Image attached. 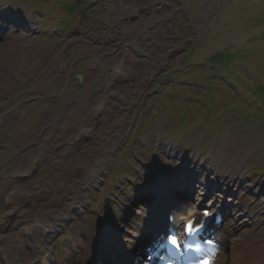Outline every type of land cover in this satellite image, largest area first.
Returning a JSON list of instances; mask_svg holds the SVG:
<instances>
[{"label":"rangeland","instance_id":"1","mask_svg":"<svg viewBox=\"0 0 264 264\" xmlns=\"http://www.w3.org/2000/svg\"><path fill=\"white\" fill-rule=\"evenodd\" d=\"M64 1L72 2L75 8L82 7L81 11L72 13L70 18L65 15V9L60 10L61 14H56L53 9L55 3H66ZM161 1L96 0L93 5L84 6L89 3V0H0L5 7L10 6L8 10L14 8L16 14L22 11L23 16H34L39 22L32 37V45L22 52L28 61V65L24 67L23 76L11 82L0 94V167L11 156L13 158L10 163H7V170L15 169V166L19 168L23 166L24 160L15 157V152L29 146L32 139L37 138L44 116L50 114L52 118L67 108L64 118L67 117L69 124L75 123L81 113L93 106V104L90 106L93 98L102 92L99 86L104 80L106 68L95 67L98 64L97 59L102 58L104 52L103 47L97 49V46L103 41L108 42L109 37L111 41L121 39L122 35L124 38L126 31L124 33L123 24L117 21L125 15L133 14L135 7L143 8L140 19H146L150 15L147 11L152 10L149 5L156 2H160L158 4L160 5ZM46 3L47 6H45ZM179 6L185 9L176 13L175 10ZM156 14L158 28L156 34L153 32V38L139 36L137 39L142 37L140 41L133 44L134 58L138 60V64L136 67L133 65L126 67L125 78L119 79V82H113L107 88L111 103L105 109L106 116L110 119L127 118L123 128L119 126L112 130L113 140L108 145H101L110 163L108 165L107 160L104 162L107 168L103 175L102 187L104 183L106 184V177L108 183L115 186V200H119L121 194L126 201H129V198H133L137 192L140 193L143 190L134 188L138 181L141 183L143 179H146L144 171L147 170V165L143 167L142 156L150 159L153 155L157 156L155 151H162L161 142L165 147L171 144V147L175 145L190 149L192 155L198 152L206 158L207 162H212L214 151L222 147L226 137L230 140L229 147L232 148L233 153L229 159L231 164H227L224 170L231 168L240 156L246 151L251 152L254 148L252 155L249 153L248 159L245 160L243 169L253 168L264 162V114L256 115L250 121H244L241 127L237 126L247 112H244L242 104L238 103L240 93L233 92L242 85L244 79H248L251 84H257L260 87L258 90H261V85L264 84L263 0H164V7L158 9ZM183 15L186 17L182 18ZM186 21L190 24L187 25ZM64 22L69 23L67 32L62 26ZM25 37L31 38L23 34L15 35L9 39V46H16L19 51H23L22 42ZM145 43H151V46L143 50ZM196 43L199 45L193 49ZM216 51L228 56L226 62L222 64L223 67L211 69L214 76L219 77L217 87L213 91L217 100L213 96L200 97L204 86L206 88L204 80L206 67H187L186 64L193 58L207 59ZM6 69L7 67H0V74ZM88 70L90 75L87 82H77L76 73H87ZM175 73H177L176 82H173L171 78ZM223 75H226L227 81H222ZM197 77L201 79L197 80ZM205 77L213 87L214 80L210 74L207 73ZM179 80H182L184 85H179ZM188 81L200 83L196 85V88L188 85ZM172 82L175 85L171 88ZM117 83L120 84L115 86ZM171 89L172 91L176 89L181 100L174 99L171 101L172 104L168 103L163 107L159 103H154L153 106L155 113H160L163 108L168 116L163 117L162 129L159 127L161 117L158 119L155 113L148 118L147 122L142 123L141 116L144 110L150 111L151 102L159 101L160 93L164 96V91ZM255 90L256 87L247 88L245 92L248 95L240 92L242 96L245 95L244 99H248L252 94L258 95L259 101L249 106L259 109L258 112L264 111L262 95ZM122 91L126 94L122 95ZM189 93L192 95H187ZM80 99L86 100L89 105H81ZM194 101L201 110L196 115L198 118L195 123H203L205 130L210 128L209 132L206 133L203 127L197 126L193 128L186 126L182 132L180 129L172 130L180 127L183 123V120H180L181 112L192 108ZM69 102L72 104L68 107ZM222 108L223 110L227 108L230 116H233L235 112L239 113L238 118L220 120L225 125L223 126L220 121L216 125L217 112H225ZM194 112V110L191 111L192 114ZM193 117L194 115L188 116V119ZM159 132L162 134L166 132L168 138L160 140ZM167 139L172 141L168 142ZM144 143H146L145 146ZM24 144L27 146H23ZM139 146H143L145 151L136 159L133 149ZM259 147L262 149L260 150ZM19 154L20 152H17V155ZM165 155L171 160H176V155L171 151ZM158 160L159 173H166L162 162L169 161V158L161 156ZM100 162H103L102 159ZM167 169L174 171L170 170V167ZM243 176L251 179L254 176L263 178L264 175L260 173L255 175V171L251 170ZM35 177L38 179L37 175ZM98 192V188L92 189L90 205L88 204V209L95 220L98 219L97 211L104 208L107 198L100 196L101 200L98 201ZM243 199L248 200L250 196H245L242 190L237 198L238 203H241ZM96 200L97 204H95ZM114 212L113 220L121 217L118 209L115 208ZM87 215L90 216L88 210ZM75 217L71 220L72 222L62 224L55 233L54 239H50L51 247L45 244L47 251L42 252L44 264H53L50 261L54 249L61 250V257L69 260L73 250L68 244L71 239L77 237L76 231L79 228ZM261 231L256 228L244 233V236L260 235ZM241 235L243 236V233ZM235 236H238V232ZM224 254L225 258L229 259L230 252L225 251Z\"/></svg>","mask_w":264,"mask_h":264},{"label":"bare ground","instance_id":"2","mask_svg":"<svg viewBox=\"0 0 264 264\" xmlns=\"http://www.w3.org/2000/svg\"><path fill=\"white\" fill-rule=\"evenodd\" d=\"M28 26L30 33L33 25L28 23ZM32 37V35L31 38L25 37L22 42L23 51H19L16 46L10 47L6 39L0 44V67H7L0 74V94L11 82L23 76L24 67L28 65V61L22 52L32 45ZM127 59L128 55H123L118 62H113L115 68L112 67V72H106V79H115L116 82L124 79L123 70ZM125 94L122 91V95ZM79 102L83 106L89 105L84 99H80ZM109 103L106 104L105 109ZM49 118L50 116L46 115L41 121L42 127ZM76 121L69 124L63 117L62 121L53 128L52 134L47 136V129H42L41 136L47 139L39 136L32 139V145L24 144L23 146L27 147L21 149L22 153L29 152L34 156L21 157L24 160L23 166L21 168L15 166L18 176L12 182H6L3 178L7 175L4 170H0V264H34L37 258L35 250L43 248L44 240L61 228L62 224L72 222L74 216H76L75 219L78 217L81 221L82 230L78 231V235L81 242L85 243L88 233L86 228L90 223L87 215L90 194L93 188H98L103 183L102 172L105 173L104 165L97 159L106 158V154H103L102 148H96V146L97 144L105 146L107 140L112 139V130L126 124L127 118L110 119L106 116L104 109L94 112L91 107L81 113ZM50 149H55L56 152V157L51 160V164L46 160ZM165 150L166 148L163 151ZM230 153L229 148L224 146L222 153L216 155L217 161L212 167L205 169L210 173L212 172L210 169L221 172L219 169L229 163ZM178 155L183 157L181 152ZM93 157L96 158L92 162ZM32 158L34 160L30 161ZM244 158L243 156L237 159L235 164L241 166ZM10 160L7 163H10ZM37 171L42 173L39 179L35 177ZM213 179L210 174H202L193 178L183 176L178 179L180 188L174 191L176 194L193 192V201L198 204L203 200L204 194L216 186L218 181L238 180L236 176L225 172L217 181ZM248 185L252 186L254 182L249 181ZM222 193L223 191L220 195ZM209 200L215 203L217 197L213 196ZM233 210L229 222L230 233L245 225L243 209L240 205L236 204ZM134 222L137 227H142L138 220ZM130 237L132 236L125 234L126 241L130 242ZM229 239L231 240L230 245H234L230 254L232 264H240L243 257L255 258L264 254V250L254 253L248 248V240H240V246L236 247V242L232 241L231 236ZM30 241L33 243L30 244ZM129 248L131 249V246Z\"/></svg>","mask_w":264,"mask_h":264},{"label":"snow or ice","instance_id":"3","mask_svg":"<svg viewBox=\"0 0 264 264\" xmlns=\"http://www.w3.org/2000/svg\"><path fill=\"white\" fill-rule=\"evenodd\" d=\"M188 229L192 228V224L189 223L186 226ZM166 243L170 244L171 246L175 247L176 249H179L181 247L180 241L178 240V238L175 235H171L170 237H168L166 239ZM164 245L162 244L161 247H163ZM202 264H211L210 260H204L202 262Z\"/></svg>","mask_w":264,"mask_h":264}]
</instances>
